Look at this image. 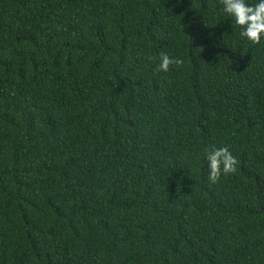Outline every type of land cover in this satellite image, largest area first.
Instances as JSON below:
<instances>
[{
  "label": "trees",
  "instance_id": "trees-1",
  "mask_svg": "<svg viewBox=\"0 0 264 264\" xmlns=\"http://www.w3.org/2000/svg\"><path fill=\"white\" fill-rule=\"evenodd\" d=\"M224 19L0 0V264H264V39ZM212 146L237 160L214 184Z\"/></svg>",
  "mask_w": 264,
  "mask_h": 264
},
{
  "label": "clouds",
  "instance_id": "clouds-1",
  "mask_svg": "<svg viewBox=\"0 0 264 264\" xmlns=\"http://www.w3.org/2000/svg\"><path fill=\"white\" fill-rule=\"evenodd\" d=\"M220 13L230 20L233 33L238 30L239 37L252 44H258L264 39V0H219ZM180 56H170L162 52L154 70L168 72L170 66H182ZM208 180L216 183L222 175L236 171L237 160L226 147L205 149Z\"/></svg>",
  "mask_w": 264,
  "mask_h": 264
}]
</instances>
